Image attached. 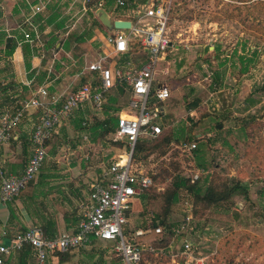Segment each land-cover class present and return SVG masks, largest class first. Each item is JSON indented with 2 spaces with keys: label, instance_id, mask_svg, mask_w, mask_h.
Here are the masks:
<instances>
[{
  "label": "rangeland",
  "instance_id": "rangeland-1",
  "mask_svg": "<svg viewBox=\"0 0 264 264\" xmlns=\"http://www.w3.org/2000/svg\"><path fill=\"white\" fill-rule=\"evenodd\" d=\"M97 1L92 0L91 8L84 11L82 0H62L57 4L59 17L56 22H63L64 26L57 28L56 22L47 25L42 21V25H45L42 31L44 44L31 47L35 51L34 55L40 56L44 70L41 68L42 72L37 75L39 81L28 84L27 90L23 88L19 91V99L9 100L10 105L5 109L0 108V114L7 109L14 110L21 98L31 96L38 84L49 78L46 73L49 66L52 73L68 74L84 69L85 57L89 61L97 59L102 52L99 47L100 32L106 29L102 20L109 19L113 23L116 17H122L137 22L139 18L130 0H127L128 4L124 7L112 0L106 2L103 8L97 7ZM154 1L170 6L168 35L175 45H181L179 51H169L166 60L158 63L155 73L156 80L165 81L171 92L162 106L165 109L179 107V110H170L164 117L163 133L148 140L154 145L170 133L180 138L183 129L185 135L202 134L197 142L203 144V159L200 160L194 150L190 151L183 139L177 140L175 137L167 147H160L150 153L146 160L134 162L146 173L149 171L153 184L149 188L151 197L143 202L144 196L140 195L134 203L128 232L133 234L136 228L144 229L142 226L147 224L151 229L154 213L165 214L167 219L172 220L185 213L186 208L179 201L169 210L168 200L171 199L172 184L175 182L183 179L186 185L198 182L226 191L240 183L239 188L234 189L226 201L209 203L202 200L197 204V211L193 207L196 232L193 234L192 255L207 257L209 264H264V4L245 0ZM58 2L53 0L51 5ZM71 4L72 8H69ZM16 7L20 9L19 12H16ZM52 9L45 15L51 14L54 11ZM0 10V36L5 34L3 41H0V67L3 68L7 62L9 79L13 82L16 81L12 77L15 75L14 62L5 53L12 38L7 37L3 29L6 26L15 27L23 15L32 12L25 9L23 0H0ZM102 10L110 11L112 15L104 18ZM124 30L129 32V29ZM16 31L13 30L14 33ZM73 32L77 36L86 37V42L77 49L73 41V53L82 56L75 55L68 61L67 56H56L55 52ZM91 32L92 36L88 37ZM53 37L58 43L46 51V41ZM23 44L19 46L23 48ZM186 44L192 50L185 48ZM244 44V53L251 55L253 49H258V56L249 71L241 73L238 69V55L242 54ZM218 45L220 57L216 59L215 47ZM227 51L229 57L225 55ZM224 59H227V65L221 66L219 62ZM129 60L132 65L135 64L134 59L127 58L124 62L118 59L116 66L126 69ZM223 69L224 74L217 81L214 80L216 71ZM209 72L212 73L210 78L207 77ZM50 92L65 93L63 90ZM8 93H17L11 83ZM249 98L257 102L249 104L246 102ZM128 101L129 95L120 100V105L125 107ZM198 101L199 104L194 107L193 104ZM87 116L90 119L89 127L104 119L101 112L91 111ZM80 118L81 114L76 113L69 121L68 118L64 119L57 128L49 141L44 167L38 175L44 182L45 190L55 188L51 194L52 199L65 209H68V173L72 178L76 176L77 181L85 170H91L92 175H96L109 163L111 156L121 152L113 144V134H107L98 139L96 145L89 146L83 140V130L75 126ZM88 132L91 135V131ZM85 153L90 154V160L83 159ZM201 162L202 166L199 165ZM73 166L79 167L74 169ZM197 173L199 177L193 182ZM186 185L179 189V198L189 192L194 203V194ZM73 197L76 196L73 194ZM48 199L52 201L49 194ZM154 236L150 232L139 236L138 241L146 243ZM112 244V241L99 242L86 249V264H125L112 249ZM173 244V247L166 248L159 255L146 254L144 264H187L192 255L181 253V239ZM174 254L176 262L172 260Z\"/></svg>",
  "mask_w": 264,
  "mask_h": 264
},
{
  "label": "built area",
  "instance_id": "built-area-1",
  "mask_svg": "<svg viewBox=\"0 0 264 264\" xmlns=\"http://www.w3.org/2000/svg\"><path fill=\"white\" fill-rule=\"evenodd\" d=\"M30 15H26L15 27H4L6 36L13 38V30H19L23 41L34 46L44 44L43 32L32 19L38 13H46L53 0H36L30 2ZM92 0H82V9L88 11ZM118 6L124 7L127 0H116ZM99 8H103L105 0H98ZM69 8H72V4ZM137 22L126 33L124 29H117L107 36V42L119 56V61L125 55L132 41L139 42L141 48L147 52L149 60L141 68H137L127 61L126 69L116 66L117 60L112 61L108 55L100 56L87 65V69L96 75L68 93H51L47 86H39L35 92L21 100L14 109H7L0 114V145L10 143L14 133L25 118L35 110L39 115L34 123L31 141L33 152L20 174H13L5 170L0 160V200L14 201L41 172L47 156L49 141L64 119H69L82 111V125L87 127L90 119L89 112L103 113L105 104L114 88H123V93L129 95L127 105L121 110L118 126L113 133L112 140L122 141L125 145L120 153L110 157L109 163L102 167L88 182L89 196L81 202L80 219L73 230H66L53 236L48 235L42 225L35 224L25 230L9 234L7 230L0 236V264H12L9 256L17 251L30 247L35 261L32 264H46L50 254L69 250H83L93 247L99 242L112 241V249L125 264H139L143 258V245L138 241L145 229L136 228L133 234L128 232L130 215L134 210V203L145 189H149L153 180L142 168L133 161V153L139 139H155L163 133L166 109L162 106L171 92L167 83H159L155 73L158 63L166 60L167 54L176 49V45L168 35L170 6L148 0L133 8ZM21 44V42H20ZM212 77V73H207ZM199 137L201 135H198ZM83 140L89 146L96 145L89 133L82 134ZM190 151L198 147V142H185ZM89 153L83 155L88 161ZM199 177V173L194 175ZM188 192L179 198L185 206V213L173 220V243L181 239V253L193 254V240L196 232L193 207L194 203ZM155 234L165 232L164 226L157 225ZM6 239V240H4ZM172 255L173 262H176ZM187 264H209L207 257L191 256ZM29 264V263H21Z\"/></svg>",
  "mask_w": 264,
  "mask_h": 264
},
{
  "label": "crops",
  "instance_id": "crops-1",
  "mask_svg": "<svg viewBox=\"0 0 264 264\" xmlns=\"http://www.w3.org/2000/svg\"><path fill=\"white\" fill-rule=\"evenodd\" d=\"M61 3L62 0H58ZM107 1L105 0V3ZM142 4V3H139ZM108 16H111L112 13L110 11H106ZM122 17H116L115 20L121 19ZM125 20H130L132 25L136 22L134 20L126 18ZM114 27H107L105 31H101V35L99 40L101 41L99 47L102 49L100 56L108 55L109 59H112L113 62L116 61L119 56L114 51L113 47L107 42V36L114 32ZM130 31L128 32V34ZM102 36V37H101ZM219 46V45H218ZM181 45H176V49H180ZM185 48L188 50H192V47L188 44L185 45ZM56 56H67L66 59L68 61L69 58H74L75 54L72 49H66L64 46L56 50ZM227 57L230 54H225ZM99 56V57H100ZM12 61L14 62L15 70L12 77L16 79V81L11 82L10 76L8 75V65L4 67H0V108L5 109L10 105V101L19 99V91H22L24 85H28L31 83H36L39 81L37 75L39 72L44 70V65H41L40 56L34 55L32 57V65L35 69V74L32 77H29L28 71L25 68V60L24 54L22 52L21 46H18L16 51L12 56ZM98 57V58H99ZM86 58V65L84 69L80 72H73L68 74L56 72L52 73V69L49 66L47 69L49 76L48 79L43 80L38 84L39 86H47L49 90H63L65 93L69 92L71 89H74L81 85L84 80V77L91 78L95 76V72H91L87 69V65L92 62L94 59L90 61ZM117 58V59H116ZM96 59V58H95ZM63 62V61H61ZM42 68V69H41ZM168 70V68H166ZM13 71V70H12ZM13 74V72H12ZM78 81V82H77ZM159 83H166L165 81H158ZM12 84L13 87H16L17 93L15 95H10L9 92V84ZM21 88H20V87ZM37 87V88H38ZM36 88V89H37ZM9 96V97H8ZM17 98V99H14ZM21 98L19 100L18 105L20 104ZM218 105V104H217ZM170 110H179V107H168L166 108V115ZM77 114H84V112L79 111ZM39 115V110L32 111L23 121V123L18 127V129L14 133V139L5 145H0V160H2L5 169L13 174H20L24 171L30 156L33 152V144L31 141V135L34 127V123L37 120ZM74 116V115H73ZM71 119V118H69ZM68 119V121H69ZM221 124V123H220ZM202 135V134H198ZM79 166H73L76 169ZM72 168V167H70ZM71 170V169H68ZM88 172V170H85ZM73 172V171H72ZM83 173L80 176L79 181L75 179V177H70L68 173V209L65 207H60V205L55 204V201L52 199V191L55 189L51 187L45 190L44 182L40 180V177L33 182L32 185L27 186L21 195H19L14 201L10 202L17 210V218L10 220V211L8 208V202H3L0 200V236L2 237V232L7 230L9 234H13L20 230H25L28 227L39 224L43 227L47 228L48 234H57L62 231H70L73 230L80 219L81 213V202L86 200L89 196L88 182L93 178L92 171L89 170L88 173ZM1 187V186H0ZM49 194L52 201H47V195ZM73 194L76 196L73 197ZM49 229V230H48ZM6 240V239H4ZM92 248V247H91ZM90 249V248H89ZM85 253V254H84ZM71 256L68 260L62 261L60 257L53 253L50 254L47 258L46 264H86V255L88 251L86 249L83 250H71ZM9 262L12 264H21V263H29L32 264L35 261V256L33 254V250L30 247L25 248L23 251H17L12 253L9 258Z\"/></svg>",
  "mask_w": 264,
  "mask_h": 264
},
{
  "label": "trees",
  "instance_id": "trees-1",
  "mask_svg": "<svg viewBox=\"0 0 264 264\" xmlns=\"http://www.w3.org/2000/svg\"><path fill=\"white\" fill-rule=\"evenodd\" d=\"M23 1L25 3V9L29 10L30 9V3H28L27 0H23ZM29 1L35 2L36 0H29ZM106 1L109 2L112 0H106ZM130 1L133 3L132 7H135L137 4L146 3L148 0H130ZM245 1L249 2V3L257 2V3H263L264 4V0H245ZM57 7H58L57 3L55 5H50L49 11L52 8H53L52 11L54 10L51 14L47 13V15H45L44 13H38L34 16L33 19H34L35 23L38 24L39 29L41 31H43L45 29V25H42V21H45L47 25L56 22L57 18L59 17V14L57 13V11H58ZM15 10H16V12L20 11V9L18 7H16ZM22 13H25V11ZM1 15H2V12L0 10V17H1ZM25 16L26 15H23L22 19ZM102 23L105 25L106 28L109 27L105 23L104 20H102ZM63 26H64L63 22H59V23L56 22L57 28L63 27ZM4 35L5 34L2 33L0 36L1 42L4 39V37H3ZM87 36L91 37L92 32L88 33ZM73 41H74V48L76 46V48L78 49V47L80 45L82 46L85 44L86 37H84L83 35L77 36V33L73 32V33L69 34L68 37H66V40L63 42L64 48L72 49ZM9 42H10V45L5 50V53L8 56H12L14 54V52L16 51L17 47L19 46L20 42L21 43L24 42L22 33H20L19 30L16 31L15 36L12 39H10ZM56 43H58V42H57V39L55 37L50 39V41H46L45 50L46 51L51 50L54 46L57 45ZM31 46L32 45L30 42L25 41L23 44V48H22L23 54H24L25 66H26V69L28 71L29 77H32L36 72L35 69L33 68V65L31 62V57H32V55L35 54V51L32 50ZM245 49H246V47L244 44L242 54L238 55L239 60H240V65L238 66V69L241 73H245V72L249 71L251 64H253L255 62V59L258 56V49H253L251 55L244 53ZM219 50H220V45L215 47L216 53H215L214 57L216 59L217 58L219 59V57H220L219 56L220 55ZM79 51L81 52V49ZM235 52H237V51H235ZM75 55L82 56V54H78V53H75ZM127 58H131L132 60L134 59L135 66L137 68H141L149 60V56H148L147 52L141 48L139 42H137V41H132L130 43L128 52L125 55H123L121 58L122 62H124L125 59H127ZM43 60H44V62H46L45 58ZM219 64L221 66H226L227 65V59L220 60ZM223 74H224V69L216 71V77L214 78V80L217 81V79L219 77H221V75H223ZM87 79H88L87 77H84L83 78L84 82L87 81ZM27 89H28V86L24 85V90H27ZM125 96H127L126 93H123V91L120 88L116 87V88L112 89V91L109 95L108 101L105 104L104 109H103L104 119L98 121L97 123H95V125H92L91 127H89V126L85 127L82 125L83 114H81V118L78 120V122L75 123L76 129L83 130L82 134L84 132L91 131L90 136H91V140H93V141H97L100 138H104L107 134H113L116 131V128L118 126L120 112L124 108L122 105H120V100ZM246 102L249 104H253V103H256L257 101L252 99V98H249ZM127 103H126V105H127ZM198 104H199V101L196 102L195 105L193 104V106L195 107ZM175 137L177 140L183 139V142H188V143L193 142V141H197L201 138V137H198V135H191V134L185 135V132L183 129V133L181 134L180 138H178L174 133H170V134L163 136V138L161 140L155 142L154 145H152L153 142L149 141L148 139H139L137 141L135 149H134L133 161L136 163H139L140 161L146 160L147 156L150 153H153L156 149H158L160 147H164V146L167 147V145L172 140H174ZM113 144L117 148H121L125 145V143L122 141H118V142L114 141ZM202 150H203V144H200V145L198 144V147L196 149H194L195 154L197 155V157L200 160L203 159ZM199 165L202 166L203 163L201 162V163H199ZM148 174H149V171H148ZM34 181H32L29 185H32ZM184 185H186V181L183 179L181 181H178V182H175L174 184H172L173 190L170 194L171 199L169 198V200H168L169 210L172 209L171 206L174 203L178 202V200H179V195H178L179 189ZM186 186H188L190 188V191L194 194V211H197V204L200 203V201H202V200H207L209 203H220V202L226 201V199L230 197V195H231L230 193L234 189L236 190L239 188L240 183L234 184L233 187L231 189H229L228 191H226L225 189H221V188H216V187L212 188L210 186H204L202 184H199L198 182L195 184L186 185ZM23 190H22V192H23ZM22 192L20 193V195L22 194ZM142 195L144 196L143 202H145L147 198L151 197V192L149 189H145L143 191ZM8 208L10 211V220L17 218V210L10 202H8ZM166 217H168V216L165 214L154 213L152 228L150 229V225H148V224L142 226L146 230V233L144 235H146L150 232L154 233V230H152V229H154L157 225L164 226L165 232L162 233L161 235L154 233L155 234L154 238L147 241L146 243L141 242L143 245V258L139 264H144V262L146 260V258H145L146 254L149 255V254L155 253V254L159 255L160 252H163L166 248L171 246L172 239H173V230H172L173 220L167 219ZM45 230L47 232V228H45ZM48 235L53 236L54 234L53 235L48 234ZM140 236H142V235H140ZM70 251L71 250L66 251V252H55V254H57L60 257V259L62 261H64V260H68V258L71 256Z\"/></svg>",
  "mask_w": 264,
  "mask_h": 264
},
{
  "label": "water",
  "instance_id": "water-1",
  "mask_svg": "<svg viewBox=\"0 0 264 264\" xmlns=\"http://www.w3.org/2000/svg\"><path fill=\"white\" fill-rule=\"evenodd\" d=\"M101 13L103 17H104V13L107 14L106 11L103 10L101 11ZM107 18H108V14H107ZM108 20L109 19H105L104 21L107 23L109 27H114L115 29H130L132 27V23L130 20L117 19L113 23ZM119 88L123 91L122 87Z\"/></svg>",
  "mask_w": 264,
  "mask_h": 264
},
{
  "label": "bare ground",
  "instance_id": "bare-ground-1",
  "mask_svg": "<svg viewBox=\"0 0 264 264\" xmlns=\"http://www.w3.org/2000/svg\"><path fill=\"white\" fill-rule=\"evenodd\" d=\"M104 17L107 18V14L104 13Z\"/></svg>",
  "mask_w": 264,
  "mask_h": 264
}]
</instances>
